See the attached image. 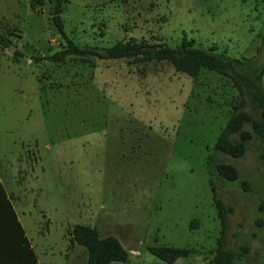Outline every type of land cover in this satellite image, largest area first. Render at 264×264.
Listing matches in <instances>:
<instances>
[{
	"label": "rangeland",
	"instance_id": "rangeland-1",
	"mask_svg": "<svg viewBox=\"0 0 264 264\" xmlns=\"http://www.w3.org/2000/svg\"><path fill=\"white\" fill-rule=\"evenodd\" d=\"M53 14L79 48L129 39L174 47L185 38L240 60L244 109L256 118L247 82L264 94V0H67L59 10L47 0H0L9 44L0 52V178L42 263H86L84 248L69 247L81 223L125 249L126 261L110 264H212L216 197L231 208L232 264H264L263 143L246 125L240 156L213 151L239 99L232 80L206 69L190 77L166 61H54L64 42ZM217 163L236 178L219 176ZM152 246L193 252L166 263Z\"/></svg>",
	"mask_w": 264,
	"mask_h": 264
},
{
	"label": "trees",
	"instance_id": "trees-1",
	"mask_svg": "<svg viewBox=\"0 0 264 264\" xmlns=\"http://www.w3.org/2000/svg\"><path fill=\"white\" fill-rule=\"evenodd\" d=\"M59 10L67 0H47ZM30 2L29 7L32 8ZM52 21L63 39L61 50L54 52L50 57L60 60L65 56H71L77 60L94 66L93 58L98 59H127L131 63H144L148 61H166L172 65L175 71L184 73L190 77L196 76L201 70L206 69L229 77L239 93V99L234 106L232 114L220 130L213 144V151L231 157L240 156L245 149L244 142L251 137V133L245 129L249 125L252 132L261 139L263 147L259 158L264 165V94L252 82L248 81L250 97L255 103L258 116L254 118L244 109L243 90L239 80H244L243 75L237 69L238 59L222 58L213 55L203 49L192 46L191 40L182 38L177 46L170 47L161 42H146L143 40H118L105 48H79L64 34L59 16L53 14ZM62 45V41L60 44ZM9 48L7 37L0 32V49ZM216 173L227 180L236 178V169L229 164L217 163ZM213 204L220 224L219 236L214 249L215 256L212 264H232L233 253L226 248L224 237L227 230V214L231 211L229 206L216 197ZM69 247L79 245L86 251L85 264H110L111 262H125L127 252L113 236H99L98 231L86 224L75 223L69 233ZM148 251L156 258L166 263H172L178 258H184L193 252L187 247L152 246Z\"/></svg>",
	"mask_w": 264,
	"mask_h": 264
},
{
	"label": "crops",
	"instance_id": "crops-1",
	"mask_svg": "<svg viewBox=\"0 0 264 264\" xmlns=\"http://www.w3.org/2000/svg\"><path fill=\"white\" fill-rule=\"evenodd\" d=\"M12 194L0 178V264H43L27 233L23 208Z\"/></svg>",
	"mask_w": 264,
	"mask_h": 264
},
{
	"label": "built area",
	"instance_id": "built-area-1",
	"mask_svg": "<svg viewBox=\"0 0 264 264\" xmlns=\"http://www.w3.org/2000/svg\"><path fill=\"white\" fill-rule=\"evenodd\" d=\"M60 44V41L56 38H48V45L49 47H58Z\"/></svg>",
	"mask_w": 264,
	"mask_h": 264
},
{
	"label": "water",
	"instance_id": "water-1",
	"mask_svg": "<svg viewBox=\"0 0 264 264\" xmlns=\"http://www.w3.org/2000/svg\"><path fill=\"white\" fill-rule=\"evenodd\" d=\"M12 50V49H11Z\"/></svg>",
	"mask_w": 264,
	"mask_h": 264
}]
</instances>
